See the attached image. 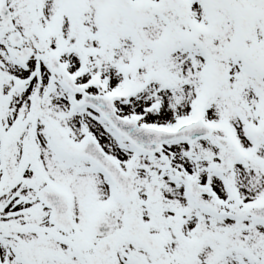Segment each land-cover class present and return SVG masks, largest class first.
<instances>
[{
	"label": "snow or ice",
	"instance_id": "6c2138e0",
	"mask_svg": "<svg viewBox=\"0 0 264 264\" xmlns=\"http://www.w3.org/2000/svg\"><path fill=\"white\" fill-rule=\"evenodd\" d=\"M0 264H264V0H0Z\"/></svg>",
	"mask_w": 264,
	"mask_h": 264
}]
</instances>
